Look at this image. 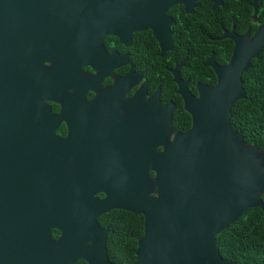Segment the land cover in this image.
Returning <instances> with one entry per match:
<instances>
[{"label":"water","instance_id":"obj_1","mask_svg":"<svg viewBox=\"0 0 264 264\" xmlns=\"http://www.w3.org/2000/svg\"><path fill=\"white\" fill-rule=\"evenodd\" d=\"M193 1L0 0V264H111L109 229L97 220L114 210L145 219L135 264H233L220 256L217 235L264 208V149L231 122L233 105L245 98L243 76L264 50V26L218 70L216 89L199 100L182 93L191 129L170 138L169 104L158 140L150 134L132 169L113 179L70 169L68 139L48 129L42 95L60 94L68 76L79 79V59L105 50L106 37L130 38L165 23L176 4L190 13ZM149 5L163 8L149 13ZM46 62L52 69L40 67ZM43 76L49 86L39 98Z\"/></svg>","mask_w":264,"mask_h":264},{"label":"flooded vegetation","instance_id":"obj_2","mask_svg":"<svg viewBox=\"0 0 264 264\" xmlns=\"http://www.w3.org/2000/svg\"><path fill=\"white\" fill-rule=\"evenodd\" d=\"M216 1L194 0L190 13L184 4H176L166 10L165 23L133 32L124 40L106 37L105 50L95 49L79 59V79L68 76L57 96L42 92L52 116L48 129L53 127L58 137L68 139L69 167L78 176L109 180L121 170L130 171L142 152L140 145L150 134L158 140L156 131L166 127L169 104L173 107L170 138L191 129L192 117L182 93L199 100L216 89L218 70L230 65L239 43L250 44L264 26L260 0L256 6V0ZM162 8L148 6L149 13L158 14ZM40 67L52 69L50 62ZM48 86L47 77L38 79L39 98ZM156 150L161 151L162 144ZM151 177L156 178L154 171ZM96 197L104 200L106 194ZM100 227L109 229V262L135 264L132 228L128 238L122 229L121 238L113 242L109 241L112 226Z\"/></svg>","mask_w":264,"mask_h":264},{"label":"trees","instance_id":"obj_3","mask_svg":"<svg viewBox=\"0 0 264 264\" xmlns=\"http://www.w3.org/2000/svg\"><path fill=\"white\" fill-rule=\"evenodd\" d=\"M259 4L264 12V0H260ZM243 82L245 98L233 105L231 122L235 129L243 131L246 142L264 149V50L252 61L249 72L243 76ZM97 222L102 227L112 226L109 241L113 242L121 238L122 229L126 230L128 238L131 227V237L136 248L145 231L142 215L122 210L102 215ZM59 235L58 231L53 232L54 239ZM217 249L225 261L233 264H264V208L249 209L234 224L218 234Z\"/></svg>","mask_w":264,"mask_h":264}]
</instances>
